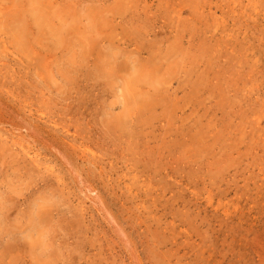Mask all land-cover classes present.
<instances>
[{
    "label": "rangeland",
    "instance_id": "1",
    "mask_svg": "<svg viewBox=\"0 0 264 264\" xmlns=\"http://www.w3.org/2000/svg\"><path fill=\"white\" fill-rule=\"evenodd\" d=\"M0 264H264V0H0Z\"/></svg>",
    "mask_w": 264,
    "mask_h": 264
}]
</instances>
